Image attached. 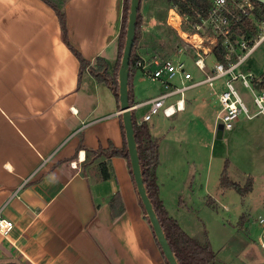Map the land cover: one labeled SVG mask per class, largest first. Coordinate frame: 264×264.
I'll list each match as a JSON object with an SVG mask.
<instances>
[{
	"label": "crops",
	"instance_id": "0c3cea01",
	"mask_svg": "<svg viewBox=\"0 0 264 264\" xmlns=\"http://www.w3.org/2000/svg\"><path fill=\"white\" fill-rule=\"evenodd\" d=\"M143 3L135 53L149 58L156 54L146 34L154 21L145 16ZM62 9L67 40L89 63L82 70L51 6L43 0H0V216L13 222L6 236L0 233V264H168L126 159L92 152L123 145L119 102L89 70L100 59L108 72L115 65L123 0H65ZM147 80L138 69L130 77L137 123L148 109L139 103L155 96L146 97ZM202 87L184 97L179 111L194 106L199 96L207 105L215 100ZM163 117L168 127L160 136L153 135L158 129L153 117L145 122L159 148V197L179 226L203 241L192 205L198 197L212 201L214 175L216 191H222L220 175L208 161L205 171L198 166L196 153L181 150L187 137L181 134L179 141L176 120ZM251 119L237 120L233 128ZM100 162L110 173L106 179ZM196 173L201 194L193 189Z\"/></svg>",
	"mask_w": 264,
	"mask_h": 264
},
{
	"label": "rangeland",
	"instance_id": "374dc122",
	"mask_svg": "<svg viewBox=\"0 0 264 264\" xmlns=\"http://www.w3.org/2000/svg\"><path fill=\"white\" fill-rule=\"evenodd\" d=\"M141 1L145 5V16L153 15L151 17L154 21L153 29L146 33L151 47L160 55L170 53L177 38L174 31L166 24V11L169 5L165 0ZM148 8L150 11L147 13ZM187 68L193 75L199 76V71L192 62L187 61ZM241 69L252 72L258 78L264 75V40L248 56ZM177 85H180L178 81ZM159 87L158 82L147 80L143 91L146 97H150L159 92ZM238 88L251 108L248 91ZM194 92L186 91L185 96L192 97ZM196 100L198 103H194V106H189L184 111H177L169 118L176 120V128H178L177 134H174L176 138L181 141V134L187 137L186 143L180 146L181 150L186 149L191 154L196 153L197 164L204 166V171L208 165L207 161L210 162L209 168L214 169L218 176L226 162L229 179L243 186L247 178H251L253 190L251 194L241 195L234 188L227 187L218 193L216 191L218 179L214 175V184L211 183L213 185L208 190L212 195L213 206L209 205L211 202L207 204L206 200L202 202L199 197L194 199L192 206L196 213L193 222L198 229L203 228L202 235L204 238L207 235L215 252L212 264H264V222H259L260 217L264 219V115L253 117L250 125L224 130L222 137L217 138L215 115L220 107L218 102L212 99L207 105L200 96ZM142 111L143 108L136 110L137 117ZM152 117L151 121L158 122V129L153 135L160 136L164 127L166 131L168 123L161 112ZM238 120L249 121L243 116ZM195 178L197 180L194 183L200 180L197 173ZM201 183L203 182L199 181L198 184L193 185L195 192L203 191Z\"/></svg>",
	"mask_w": 264,
	"mask_h": 264
},
{
	"label": "built area",
	"instance_id": "2783aa9c",
	"mask_svg": "<svg viewBox=\"0 0 264 264\" xmlns=\"http://www.w3.org/2000/svg\"><path fill=\"white\" fill-rule=\"evenodd\" d=\"M166 24L177 41L171 52L149 58L136 55L134 66L159 83V92L139 105H148L141 122L162 113L171 117L184 107L185 92L206 86L219 104L217 125L231 130L240 116L264 115V82L241 69L248 56L264 40V3L258 0H210L204 15L190 21L175 5L166 11ZM187 61L199 71L195 76ZM179 82V86L177 85ZM248 91L251 108L239 92ZM137 105H132L131 109ZM263 223L264 219L259 218ZM13 222L0 216V233L6 236ZM264 247V244H263Z\"/></svg>",
	"mask_w": 264,
	"mask_h": 264
},
{
	"label": "trees",
	"instance_id": "16d2710c",
	"mask_svg": "<svg viewBox=\"0 0 264 264\" xmlns=\"http://www.w3.org/2000/svg\"><path fill=\"white\" fill-rule=\"evenodd\" d=\"M43 1L47 3L49 6H51L55 11L59 20L62 39L79 60L80 70L89 66V63L70 45V43L67 40L65 19L62 9L65 0H43ZM165 1L169 6L175 5L179 13L188 16L190 21H195L197 20L199 15H204L210 6V0H165ZM128 9H129V0H123L121 28L118 35V44H117V58L112 71L111 72L107 71V65L101 59L97 60V65L95 67H89L90 72L98 81L105 82L108 85V87L113 92L117 103H118L117 71L124 46ZM141 21L142 18L138 9L134 43L131 50L130 62H129L130 76H129L128 92H129L130 104H132L130 77L134 72V70L136 69V67L134 66V59L136 58L137 55L135 53V46L140 37ZM132 122H133L134 137H135L137 153L139 157V165H140L143 184L177 263L178 264H212L215 258V252L213 251L208 238L205 237L203 241H199L196 238L188 235L179 226L177 221L168 214L167 210L165 209L162 200L159 197V188L157 184V175H156V170L159 165L158 143L151 136L148 125L145 122L137 123L133 118H132ZM120 125L123 135V145L120 148L109 146L107 148H98L94 151L86 148L85 149L87 151H92L94 154H96V156L111 157L117 155L124 157L127 161L128 169L133 179L122 122ZM226 166L227 165L225 162L220 174L219 188L225 189L227 187H232L241 195L247 194L252 187L251 178H247L246 183L243 186H241L239 183L231 181L229 179L227 175ZM100 172H101V177L103 179H106L110 175L108 170L105 169L104 162H100ZM133 183H135L134 179H133ZM117 197L118 196L115 195L111 199V204L114 202V200ZM209 205L212 204L209 203ZM143 213H145L144 209H143Z\"/></svg>",
	"mask_w": 264,
	"mask_h": 264
},
{
	"label": "water",
	"instance_id": "95a60500",
	"mask_svg": "<svg viewBox=\"0 0 264 264\" xmlns=\"http://www.w3.org/2000/svg\"><path fill=\"white\" fill-rule=\"evenodd\" d=\"M258 1L264 3V0H258ZM139 4H140V0H129V9L127 14L124 46L117 71L118 102L121 113L122 125L125 134L127 151L129 154L130 166L139 199L145 211V215L153 229L156 240L168 264H178L167 242V239L164 235L161 224L159 223V220L153 209L150 199L146 193V189L144 187L141 176L139 157H138L137 147L134 137L132 112H131L132 104H130L129 102L128 85H129V76H130L129 62H130L131 50L134 43ZM222 132H223L222 126L221 124H218L216 127V137L221 138Z\"/></svg>",
	"mask_w": 264,
	"mask_h": 264
}]
</instances>
